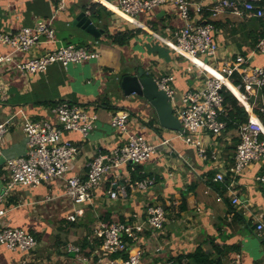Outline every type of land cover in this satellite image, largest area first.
Listing matches in <instances>:
<instances>
[{"label": "crops", "instance_id": "0c3cea01", "mask_svg": "<svg viewBox=\"0 0 264 264\" xmlns=\"http://www.w3.org/2000/svg\"><path fill=\"white\" fill-rule=\"evenodd\" d=\"M214 1L208 0L210 4ZM236 1L241 4L246 0ZM91 2H100L114 9L107 0H0V30H16L33 26L41 19H51L56 42L44 45L42 49L84 42L85 46L94 47L99 52L98 58L82 63L66 66L53 63L45 72L22 74L14 71L12 66L1 68L0 123L19 110L30 119L53 121L52 109L63 101L97 113L96 126L87 137L77 132L65 135L80 144L69 175L84 176L92 158L120 145L123 136L109 124L110 115L116 110L128 111L130 132L143 136L156 145V150L137 165H124L118 177L114 173L105 175L86 203H75L64 195L62 180L42 182L37 187L16 186L6 192L8 173L5 162L26 151L24 120L21 114H16L0 144V195L5 192L4 201L0 203L5 211L3 221L32 234L37 247L47 243L49 228H52L41 213L44 206H48L44 203L45 198L53 200L56 196V200H49V205L59 208L60 220L66 219L75 208H83L84 213L74 221L66 219L67 227L61 228L59 224L55 228V231L59 228L64 231L69 240L75 237V232L81 234L82 226L78 223L89 216L93 217L94 223L95 220L108 223L120 220V217L129 221L140 220L146 207L156 203L163 206L166 221L161 230L144 233L143 264H172L175 257L194 251L197 245L205 251H210L214 245L221 247L224 252L219 257L223 264H264V228L257 229L258 223L264 226V182L257 180L262 166L256 161L241 173L233 174L231 168L235 161L238 130L224 131L219 136L202 131L201 146L186 144L178 137V132L158 124L154 109L143 98L135 94L126 96L118 84L122 76L120 70L142 67L151 75H173L175 90L181 94L200 85L196 77L200 68L208 74L218 75L219 63L233 60L236 55L244 56L250 68H264V20L247 13L236 14L230 9L213 17L206 10L209 15L204 12L201 18L214 25L217 55L215 60L200 56L192 61L172 52L152 35L154 30L165 38L169 35L166 28L183 25L184 20L179 17L175 6H161L134 19L114 12L112 16L103 15L99 23L92 19L102 30L100 37L94 38L72 25L79 12L84 11L92 18L87 10ZM104 24L110 32L133 29L134 35L126 45H113L104 41ZM74 38L79 40L73 41ZM39 50L35 48L33 53ZM2 51L9 52L10 49ZM226 84L230 89L234 88L231 82ZM260 92L248 93L242 104L249 115L259 113L254 108L258 109L264 100ZM132 171L154 178V184L145 190H137L132 183L135 181ZM219 172L224 174L223 181L215 179ZM122 187L124 192L120 191ZM109 190H116L118 196L112 199ZM234 196L239 198V204L232 203ZM55 233L60 237V232ZM56 242L60 240L56 239ZM27 253L10 251L0 245V264H21L20 260ZM70 260L73 262V258ZM77 261L80 263L79 258Z\"/></svg>", "mask_w": 264, "mask_h": 264}, {"label": "built area", "instance_id": "2783aa9c", "mask_svg": "<svg viewBox=\"0 0 264 264\" xmlns=\"http://www.w3.org/2000/svg\"><path fill=\"white\" fill-rule=\"evenodd\" d=\"M114 6L112 12L134 19L138 15L154 9L171 5L175 6L179 17L184 20L180 27L166 28L168 37H161L152 30V35L162 41L172 52L192 61L200 56L216 58L218 45L213 38L214 25L201 18L202 12L209 10L214 17L218 12L230 9L236 14L247 13L264 20V3L260 0H246L241 4L236 0H216L212 4L208 0H107ZM56 42L55 28L51 19L38 20L33 26H22L16 30H0V69L12 66L13 70L22 74L45 72L49 65L59 62L63 66L69 63H82L96 59L99 52L91 46H78L74 43L61 44L52 48L42 47ZM10 49L3 52L2 49ZM35 48L40 50L33 53ZM218 66V75L208 74L202 68L196 73L200 85L177 93L171 74H152L159 89L164 90L182 127L178 132L186 144L201 146L200 133L205 131L219 136L225 131L226 122L221 118L224 114V97L221 90L226 87L244 104L248 93L261 90L264 86V68H250L247 59L236 55L233 60H224ZM234 73H239L241 82L232 84L237 93L227 86L224 80L231 82ZM52 111L54 120L30 119L22 110L11 115L0 123V144L8 132L11 119L16 114L23 117L22 128L26 137V151L23 155L10 157L5 162L8 173L6 192L16 186L37 187L42 182L62 180L64 192L75 203H86L91 200L94 189L102 178L109 173L118 177L124 165H136L149 158L155 152L156 145L148 142L143 136L133 134L129 130V113L117 110L110 115L109 124L120 133L122 142L108 153L99 154L88 163L84 176L69 175L73 158L78 154L80 144L67 138L69 132H77L87 137L95 128L98 115L76 104L59 102ZM258 112L249 115L248 120L239 126L238 143L235 146L233 174L241 173L253 162H260L262 172L257 180L264 182V100L258 105ZM217 181H223L224 174L217 173ZM155 179L144 177L133 181L137 190H145L152 186ZM115 183V182H114ZM124 192V187L121 188ZM0 195V203L4 201ZM109 196H118L116 190H109ZM233 204H239V198H232ZM5 211L0 207V245L10 251L30 252L35 249V237L20 227H12L3 221ZM84 213L82 207L66 215L68 221ZM166 213L163 206L152 203L146 207L140 220H114L104 223L96 220L90 239H100L101 244L93 253L95 264H143L141 261L143 235L146 231L156 232L163 228ZM258 223L257 229L262 230ZM68 252H79L76 245H68ZM116 254V255H115ZM83 260V261H82ZM89 259L80 256V262L89 263ZM169 264V263H167Z\"/></svg>", "mask_w": 264, "mask_h": 264}, {"label": "trees", "instance_id": "16d2710c", "mask_svg": "<svg viewBox=\"0 0 264 264\" xmlns=\"http://www.w3.org/2000/svg\"><path fill=\"white\" fill-rule=\"evenodd\" d=\"M260 3H264V0L260 1ZM87 10L89 11L90 16L92 17V19L95 20L96 23L100 22L103 15H107V16L113 15V12L107 9V7H105L100 2H91ZM204 12L206 16L209 15V12H206V11ZM103 28L105 29V33H106V37L104 41L111 43L113 45H116V46L126 45L130 41L132 36L134 35L133 29L110 32L108 30V26L105 24ZM76 45L85 46L87 44L84 42H79ZM154 50L157 52H161V50L159 49H154ZM124 74H126V72L122 73L121 75H124ZM230 80L232 84H238L239 82H241L240 74L234 73L231 76ZM231 90L232 92L237 93V90L235 89V87ZM259 91H261L260 92L261 95L264 96V86ZM221 93L223 94V97H224V114L222 115L221 118L226 122L225 131L238 129L241 124H243L244 122L248 120L249 113L239 103L237 98L230 92L229 89L224 87L221 90ZM254 109L255 111L258 112L257 108H254ZM150 125H152V123H150ZM238 141L239 139L236 140V143H238ZM142 178H144L143 175H140L139 173L132 171L133 180H136V179L140 180ZM93 220L94 219L90 218L86 222L81 221L78 223L79 226L84 227L88 231L87 236L82 237V239L79 240L76 244L79 247L78 254L79 255L83 254V256L87 259H89V256H91L101 244L100 239H97V238L90 239L88 237V235H90L93 232L92 225H90V223H93ZM120 220H124V219L120 217ZM223 252L224 251L221 249V247H218L216 245H214L210 251H205L201 247V245H197L194 251L185 253V254H180L177 257H175L172 264H223L221 258L219 257L220 255L223 254ZM215 254L217 255L216 257H214Z\"/></svg>", "mask_w": 264, "mask_h": 264}, {"label": "water", "instance_id": "95a60500", "mask_svg": "<svg viewBox=\"0 0 264 264\" xmlns=\"http://www.w3.org/2000/svg\"><path fill=\"white\" fill-rule=\"evenodd\" d=\"M72 25L84 30L94 38H99L102 32L84 11L79 12L73 18ZM118 84L126 96L135 94L143 98L154 109L161 127L182 132L181 122L174 115L166 92L158 88L153 75L148 74L142 67H138L133 72L122 75Z\"/></svg>", "mask_w": 264, "mask_h": 264}, {"label": "rangeland", "instance_id": "374dc122", "mask_svg": "<svg viewBox=\"0 0 264 264\" xmlns=\"http://www.w3.org/2000/svg\"><path fill=\"white\" fill-rule=\"evenodd\" d=\"M93 1V0H92ZM139 17V16H137ZM79 39L74 38L73 41H78ZM131 73L133 72V69H129V68H125L120 70L119 73ZM54 198V199H53ZM53 200H56V196L53 197ZM51 200V198H45L44 199V203H47L48 206H44V208L41 210V213L43 212L45 217L47 218V223L49 225H51L52 228L50 229V235L48 238V241L46 244H42V245H38L37 247H35V250L25 254L27 256H25V258H23V260H20L19 263L21 264H73L76 262V264L78 263L77 259L79 258L80 260V256L83 254H78V253H70L68 252L67 248L68 245H76L77 242L79 240L82 239L83 236H85L86 234H88V231L84 228L81 227L82 231H80V235H78L77 232H75L73 235L75 237H71V240L65 238V234L63 233L64 231H61L60 228L56 229V231L60 232L59 235L60 237H57L55 234V228H58L59 224L61 226V228H64L63 226L67 227V221L66 219L64 220H60V217L58 216V207H51V205H49V202L53 201H49ZM99 217V216H97ZM90 218L93 217H87L85 219H82L84 222L88 221ZM96 219V217H94ZM60 220V222H59ZM71 222V221H70ZM77 222V221H76ZM94 223V222H93ZM93 223H90V225H93ZM96 224V220L95 223ZM94 226V225H93ZM93 229V227H92ZM92 234V233H91ZM90 234V235H91ZM58 235V236H59ZM89 235V236H90ZM56 239L60 240L59 243L56 242ZM75 242H74V241ZM78 246V245H76ZM69 254V255H68ZM75 254H77V258L75 257ZM70 258H73V262H71ZM89 263H85V264H95L92 255L89 256ZM78 264H83L82 262L78 263Z\"/></svg>", "mask_w": 264, "mask_h": 264}, {"label": "bare ground", "instance_id": "6f19581e", "mask_svg": "<svg viewBox=\"0 0 264 264\" xmlns=\"http://www.w3.org/2000/svg\"><path fill=\"white\" fill-rule=\"evenodd\" d=\"M225 81V83L227 82V80H224Z\"/></svg>", "mask_w": 264, "mask_h": 264}]
</instances>
